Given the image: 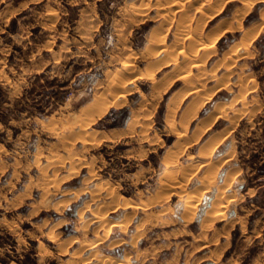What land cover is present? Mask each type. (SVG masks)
I'll return each instance as SVG.
<instances>
[{
    "label": "rangeland",
    "instance_id": "rangeland-1",
    "mask_svg": "<svg viewBox=\"0 0 264 264\" xmlns=\"http://www.w3.org/2000/svg\"><path fill=\"white\" fill-rule=\"evenodd\" d=\"M247 1L0 0V264H264V0Z\"/></svg>",
    "mask_w": 264,
    "mask_h": 264
},
{
    "label": "bare ground",
    "instance_id": "bare-ground-1",
    "mask_svg": "<svg viewBox=\"0 0 264 264\" xmlns=\"http://www.w3.org/2000/svg\"><path fill=\"white\" fill-rule=\"evenodd\" d=\"M256 1V0H255ZM170 5V4H169ZM168 6V5H167ZM162 7V6H161ZM174 7V6H173ZM177 7V6H176ZM249 7H250V2L249 1H247V0H245V7L243 8V10L245 11V12H247V9H249ZM182 8V7H181ZM174 12V11H173ZM244 12V13H245ZM170 13V12H169ZM243 16H244V14H243ZM242 16V17H243ZM238 19V18H237ZM263 19H264V13H263ZM241 22H242V20H241ZM155 31H156V29H155ZM248 33H246V37L248 38V36H249V39L248 40H250V37H251V40L252 39H254V38H256L257 37V34H259V33H257L256 35L253 33L254 31H250V33H249V31H247ZM157 33V32H156ZM254 34L253 36H251L252 34ZM256 33V32H255ZM152 34V33H151ZM198 34V33H197ZM251 34V35H250ZM210 35V34H209ZM220 33L218 34V35H216V33H215V35H210V36H207V41H205L206 42V44L204 45V46H207L206 47V49L207 48H211L213 45H214V43L219 39V37H220ZM245 35V34H244ZM162 37V36H161ZM245 37V38H246ZM153 39V44L155 45V41H156V38H155V36L154 37H152ZM157 38L159 39L160 37L159 36H157ZM247 38L246 39H244L243 38V40H246L247 41ZM155 39V40H154ZM157 39V40H158ZM253 41V40H252ZM252 41H249L250 43L252 42ZM150 42V41H149ZM244 42V41H243ZM246 43V42H245ZM248 43V42H247ZM203 46V47H204ZM206 51V50H205ZM209 50H207V52H208ZM191 53H192V51H190ZM131 57V56H130ZM131 59V58H130ZM133 59V58H132ZM132 61V60H131ZM130 60L129 61H124V63H123V66L121 67L122 69H124V70H127L128 72H129V74H131L130 72L131 71H133L134 69H133V64L134 63H132ZM167 61H170V60H167ZM85 62V61H84ZM165 62H163V63H160L161 65L162 64H164ZM167 63H170V62H167ZM166 64V63H165ZM161 65H159L160 67H161ZM168 65V64H167ZM164 66V65H163ZM122 69H120V70H122ZM126 71V72H127ZM124 72V71H123ZM125 72V73H126ZM135 73V72H134ZM122 74V73H121ZM128 74V73H127ZM126 74V75H127ZM143 75V74H142ZM117 76V75H116ZM140 76H141V74H140ZM142 77V76H141ZM151 78H153V77H151ZM116 80V79H115ZM127 83V82H126ZM112 86H115L116 87V89H120L121 88V86L118 84V83H116V82H112ZM196 86V85H195ZM198 88V87H197ZM155 90V89H154ZM151 94V93H150ZM159 94V93H158ZM158 94H156V93H153L152 95H150L152 98H155L156 96H158ZM124 97V95L123 94H121L120 95V98H123ZM101 100H102V98L100 99V98H97L95 101H94V103H93V105H91L90 107H88L87 108V110H86V114H88V116H95V114L98 116V115H104V113L106 112V110L108 109V107L109 106H106V105H103V103H101ZM183 100V99H182ZM122 102H123V100H122ZM200 109V108H199ZM190 123V122H189ZM197 130V129H196ZM219 142L220 141H217L216 142V144L218 145L219 144ZM216 145V146H217ZM208 150H209V148H205L203 151H201L200 152V155L203 157V156H206L207 155V152H208ZM177 153H179V152H177ZM60 158H62V157H60ZM175 159V158H174ZM170 163H167V165H166V167H165V169H164V173H168V171L170 170V165H169ZM214 168V167H213ZM212 168V166H211V168H210V174H208L209 176H210V178L211 177H213V176H215V174H216V171H215V169H213ZM89 173V172H88ZM97 176V175H96ZM227 178V177H226ZM93 180V179H92ZM205 181V180H204ZM228 181H230V179H229V177L227 178V181L226 182H228ZM89 182V181H88ZM169 182H171V181H169ZM208 182H209V180H208ZM87 183V182H86ZM229 184V183H228ZM163 185V184H162ZM205 185V184H204ZM105 187H106V185H104ZM173 186V185H172ZM176 186V185H175ZM226 186H228V185H226ZM164 187H165V185H164ZM168 187H171V186H167V188ZM174 187V186H173ZM209 188L210 187V185H206L205 186V188ZM200 188V187H199ZM46 189V188H45ZM105 189V188H104ZM223 188H221V190H222ZM171 190V189H170ZM172 190H174V188L172 189ZM199 191V190H198ZM96 192V191H95ZM101 192V191H100ZM177 194V193H176ZM195 195H197V194H195ZM203 195V193L201 194V196ZM187 196V195H186ZM114 197V196H113ZM195 197H197V196H195ZM188 198V197H187ZM201 198V197H200ZM200 198L197 200V201H199L200 200ZM77 200V199H76ZM195 200L196 199H194V197L192 198V199H186V201H185V203H186V206H187V208H190V209H193V210H189V212L188 213H190L191 215H193L194 214V212H195V210H196V206L194 205V202H195ZM91 204V203H90ZM196 204V203H195ZM199 204V203H198ZM131 205V204H130ZM195 206V207H194ZM137 207V206H136ZM225 205H224V195H223V193H219V194H217V196L215 197V199H214V201H213V203H212V207H211V209H209L208 211H207V214H206V216L204 217V221H211V220H215V219H218V218H223L224 219V211H225ZM135 212V211H134ZM186 213V212H185ZM84 214V213H83ZM99 214V213H98ZM189 214V215H190ZM190 215V216H191ZM100 217V216H99ZM83 219V218H82ZM100 219V218H99ZM98 219V220H99ZM221 220V219H220ZM104 221V220H103ZM93 222V221H92ZM90 225V224H89ZM88 227V226H87ZM127 227V226H126ZM83 237H77L76 239H74L75 241H76V243L77 242H82L83 241V239H82ZM73 241V240H72ZM86 241V244L87 245H90L91 246V244H92V241H94V239L92 240V239H86L85 240ZM85 244V243H84ZM98 244V243H97ZM85 249V248H84ZM83 249V250H84ZM68 250V249H67ZM88 251V250H87ZM82 252V251H81ZM84 252V251H83ZM80 253V252H79ZM78 256L76 255V252H74L73 253V255H72V257L70 258V259H67V261H66V264H71L76 258H77ZM91 257V256H90ZM104 262V261H103Z\"/></svg>",
    "mask_w": 264,
    "mask_h": 264
},
{
    "label": "trees",
    "instance_id": "trees-1",
    "mask_svg": "<svg viewBox=\"0 0 264 264\" xmlns=\"http://www.w3.org/2000/svg\"><path fill=\"white\" fill-rule=\"evenodd\" d=\"M111 113L125 114L126 118H127V114H128L126 110H119V111H118V110H114V109L111 111ZM125 120H126V119H125Z\"/></svg>",
    "mask_w": 264,
    "mask_h": 264
},
{
    "label": "crops",
    "instance_id": "crops-1",
    "mask_svg": "<svg viewBox=\"0 0 264 264\" xmlns=\"http://www.w3.org/2000/svg\"><path fill=\"white\" fill-rule=\"evenodd\" d=\"M229 150H230V149L228 148V149L226 150V153H225V154H227V153L229 152ZM253 172L256 173V170L253 169ZM253 172H252V173H253ZM251 189H252V188H249L248 190H251ZM241 192H242V191H241ZM237 197L239 198L240 196L237 195ZM233 199L235 200L236 197H234ZM234 216H235V215H234Z\"/></svg>",
    "mask_w": 264,
    "mask_h": 264
}]
</instances>
